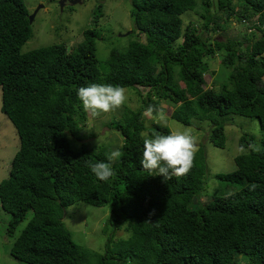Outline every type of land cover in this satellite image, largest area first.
Listing matches in <instances>:
<instances>
[{"label":"trees","instance_id":"trees-1","mask_svg":"<svg viewBox=\"0 0 264 264\" xmlns=\"http://www.w3.org/2000/svg\"><path fill=\"white\" fill-rule=\"evenodd\" d=\"M129 1L130 34L144 35L145 43L113 48L100 68L101 6L94 27L72 51L59 44L22 52L32 37L25 2L0 0V110L19 138L8 177L0 182L1 208L10 215L6 234L12 238L26 221L10 255L21 264H264V0ZM193 12L198 26L183 28L182 16ZM233 21L246 24L250 38L259 37H216ZM215 56L217 81L221 75L225 81L218 91L204 90L207 61ZM92 82L147 89L143 106H123L108 124L122 138L124 156L106 181L86 167L89 160L106 162L115 149L86 142L92 134L77 89ZM162 101L185 127L199 130L207 123L208 142L218 149L230 116L257 121L260 137L242 134L239 146L259 144L262 151L249 149L234 158L233 172L217 175L237 185L235 192L208 196L202 144L185 176L164 180L142 168V133L170 131L146 122V107ZM253 183L258 187L250 191ZM77 202L109 206L114 224L125 226L130 237L108 241L101 253L76 244L63 218Z\"/></svg>","mask_w":264,"mask_h":264},{"label":"rangeland","instance_id":"rangeland-1","mask_svg":"<svg viewBox=\"0 0 264 264\" xmlns=\"http://www.w3.org/2000/svg\"><path fill=\"white\" fill-rule=\"evenodd\" d=\"M24 2L30 16L32 15L34 18L30 25L32 37L22 47V52L59 44L65 45L68 51H72L82 41L83 32L94 27L92 19L95 10L98 8L97 6L102 7L103 13L97 25L99 37L96 40L95 52L100 68L103 67L109 52L113 48L122 51L127 48L131 41L145 43L144 35L130 34L133 30V24L129 16L131 10L129 0H24ZM196 14V12H193L182 16L183 28L188 24H192L194 27L198 26V16ZM256 19L257 17L254 16L251 23L254 24ZM250 32L246 24L241 25L233 21L228 29L221 33L218 32L216 37H220V40H222V38L235 36L242 40L248 34L250 41H254L259 37L255 34V37L250 38ZM207 62L208 70L205 74L206 84L204 90L213 88L214 91H218L221 85L220 82L225 81L222 75L219 79L220 82L217 81V77L221 73L220 57L215 56ZM125 90L127 99L120 108L99 117H92L87 113L86 129L91 132L92 136L87 138L86 142L92 145L110 144L115 148L121 146L122 138L118 132L110 130L108 124L113 119L120 117L123 106L132 110H138L143 106L142 100L146 98L145 94L147 92V89L144 88H138V91L132 88ZM154 107L157 112H154L151 116L145 114L147 124L154 121L163 124L170 131L190 133L196 141V146L203 145L206 157L208 196L211 198V195L224 196L235 192L238 189L237 185L226 183L218 179L217 175L231 173L235 170L234 158L244 154L239 151V138L242 134L251 137L259 135L260 137L257 121L237 115L230 116L224 128V147L218 149L208 142L209 131H205V129H208L205 126L207 123H202L199 130L196 129L197 127H185L170 118L172 109L165 102L162 101ZM161 111L165 114L166 118L164 120L159 119L157 114ZM18 149L19 138L16 130L0 110V182L8 177L11 160ZM207 202L200 203L199 206ZM29 217L30 214L28 219ZM9 221L10 215L2 210L0 204V264H21L10 255V248L14 238L25 226L26 221L18 226L12 238L6 234ZM63 223L76 244L99 253L104 251L105 244L108 241L116 244L130 237V233L124 228L125 226L114 224L109 206L93 207L77 202L65 210ZM237 264H243V262Z\"/></svg>","mask_w":264,"mask_h":264},{"label":"clouds","instance_id":"clouds-1","mask_svg":"<svg viewBox=\"0 0 264 264\" xmlns=\"http://www.w3.org/2000/svg\"><path fill=\"white\" fill-rule=\"evenodd\" d=\"M77 97L82 103L83 110L92 117L115 111L126 102V90L120 85L112 83H88L77 89ZM56 99V97H53ZM157 112L153 105H148L145 114L151 116ZM159 119L164 120L165 114L157 113ZM143 151L139 164L148 172L156 171L164 180H170L173 176H185L194 166L196 141L190 133L182 131H169L167 134L154 133L149 135L142 133ZM261 152L259 144L239 146V151L245 153L248 150ZM124 156L120 148H115L106 156L105 161H86L91 173L100 181H106L115 175L113 164ZM258 185H249V190H254ZM150 213L149 215H152Z\"/></svg>","mask_w":264,"mask_h":264},{"label":"water","instance_id":"water-1","mask_svg":"<svg viewBox=\"0 0 264 264\" xmlns=\"http://www.w3.org/2000/svg\"><path fill=\"white\" fill-rule=\"evenodd\" d=\"M33 18H34V16H29V22L31 23L32 22V20H33Z\"/></svg>","mask_w":264,"mask_h":264}]
</instances>
